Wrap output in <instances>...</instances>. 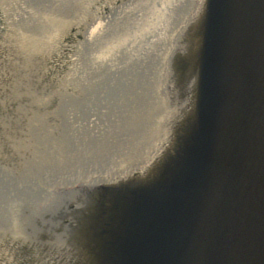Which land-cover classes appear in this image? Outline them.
<instances>
[{"label":"rangeland","instance_id":"1","mask_svg":"<svg viewBox=\"0 0 264 264\" xmlns=\"http://www.w3.org/2000/svg\"><path fill=\"white\" fill-rule=\"evenodd\" d=\"M204 2L0 0V264L104 256L107 188L186 133L179 58L201 37ZM106 169L110 183L92 175Z\"/></svg>","mask_w":264,"mask_h":264},{"label":"water","instance_id":"2","mask_svg":"<svg viewBox=\"0 0 264 264\" xmlns=\"http://www.w3.org/2000/svg\"><path fill=\"white\" fill-rule=\"evenodd\" d=\"M204 11L179 58L188 77L199 62L186 133L107 188L108 233H94L106 253L85 264H264V0H205Z\"/></svg>","mask_w":264,"mask_h":264},{"label":"bare ground","instance_id":"3","mask_svg":"<svg viewBox=\"0 0 264 264\" xmlns=\"http://www.w3.org/2000/svg\"><path fill=\"white\" fill-rule=\"evenodd\" d=\"M132 7H136V6H132ZM127 11L125 12V14H127ZM130 11H132V10L130 9ZM133 11H134V9H133ZM121 13H123V12H121ZM121 18H122V14H119L118 19H120V21H122ZM118 23H116V24H118ZM106 27H108V26H106ZM101 29L103 31L105 30L103 28H97V27L94 28L90 32L89 36L90 37H93V36H95L97 34H100L102 32ZM194 50H196V48H194ZM198 66H199V62H197V65H195L194 67H192L191 70H190V72H189V75H190L189 81L191 83V94H192V99L194 98V101H195V97L197 96L196 93H197V90H198V80H199ZM159 112H163V111H159ZM153 150H154V148L151 151L154 152L155 150L154 151ZM148 159H149V155L146 156V158L144 160H148ZM137 172H138V170H134L133 172H131L130 174H127V175H129V176H135L136 174H138ZM115 174H117V169H106V170H103V171L97 170V171H93L92 172V175L97 176V177H106V179H110V177L116 178V177H113V175H115ZM120 174H122V173H120Z\"/></svg>","mask_w":264,"mask_h":264}]
</instances>
